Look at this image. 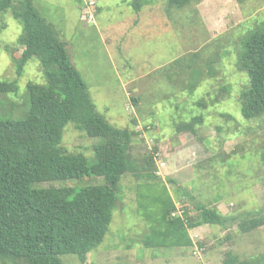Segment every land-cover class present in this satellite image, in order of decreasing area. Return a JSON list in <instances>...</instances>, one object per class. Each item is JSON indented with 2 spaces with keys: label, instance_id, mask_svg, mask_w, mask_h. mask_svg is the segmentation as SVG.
Listing matches in <instances>:
<instances>
[{
  "label": "rangeland",
  "instance_id": "374dc122",
  "mask_svg": "<svg viewBox=\"0 0 264 264\" xmlns=\"http://www.w3.org/2000/svg\"><path fill=\"white\" fill-rule=\"evenodd\" d=\"M133 1L34 0L67 43L99 111L117 127H135L136 117L141 133L133 138L131 151L141 160L154 154L160 176L150 188L144 177H123L127 207L114 211L103 242L84 264H227L230 255L264 261V225L241 228L243 221L264 216V114L243 115L241 94L250 76L237 66L245 36L263 29L256 25L264 20V0H188L172 8H167L168 0H144L139 11ZM21 32L12 10L0 14V78H18L20 87L9 101L0 102V118L23 117L26 83L45 82L36 57L23 75L17 74L15 61L24 47L18 42ZM195 51L203 84L191 92L193 69L187 64ZM134 87L138 105L132 102ZM204 96L208 101L218 96L219 101L200 106ZM200 114L205 118L194 131L177 126ZM65 130L69 148H81L92 162L94 145L104 138L88 136L72 123ZM101 182V176L85 175L34 186L80 188ZM166 188L184 217L187 210L198 218L196 205L204 203L217 206L225 223L191 228L194 243L189 249L144 246L140 237L148 221L141 204L143 199L151 206L159 196L168 198ZM63 262L82 264L74 254L63 255Z\"/></svg>",
  "mask_w": 264,
  "mask_h": 264
},
{
  "label": "trees",
  "instance_id": "16d2710c",
  "mask_svg": "<svg viewBox=\"0 0 264 264\" xmlns=\"http://www.w3.org/2000/svg\"><path fill=\"white\" fill-rule=\"evenodd\" d=\"M187 2L168 0L167 8L182 7ZM133 4L139 11L144 0H134ZM8 10L22 23L18 42L24 47L15 61L18 76L36 57L44 70L45 82L30 79L26 83L28 99L23 105L28 104V110L23 117L0 118V264H64L65 254L76 255L84 264L89 252L103 242L114 211L124 212L127 207L123 177L127 173L144 177L149 188L160 177L154 154L141 160L131 151L133 138L141 133L136 117L135 127H117L99 111L67 43L34 0H0V14ZM256 27L263 29L248 32L238 52L237 66L250 76V85L241 94L242 112L247 118L264 114V20L257 22ZM196 52L191 53L187 64L193 69L188 82L191 92L203 84V68L196 66L200 54ZM135 88L132 102L138 105L140 97ZM19 89L18 78H0V102L9 101V94ZM210 101L214 104L219 97L208 101L204 96L198 104L207 107ZM204 118L203 114L195 115L177 126L185 124L194 131L196 122H203ZM68 123L88 136L104 138V142L94 145L92 162L81 148L67 145L64 134ZM85 175L101 176L103 182L80 188L34 186L37 182ZM168 193V198L159 196L151 206L143 199L141 206L148 229L140 241L146 247L189 249L194 243L191 228L223 224L227 219L217 206L204 203H197L200 216L196 219L187 210L185 217L173 215L178 205ZM262 215L243 221L242 230L264 225ZM225 261L264 264L237 255H230Z\"/></svg>",
  "mask_w": 264,
  "mask_h": 264
},
{
  "label": "clouds",
  "instance_id": "9594fccd",
  "mask_svg": "<svg viewBox=\"0 0 264 264\" xmlns=\"http://www.w3.org/2000/svg\"><path fill=\"white\" fill-rule=\"evenodd\" d=\"M179 208H180V207H178L177 210L174 211V212H176V214H173V215H183V214H182V211H181V213H178V210H180ZM174 212H173V213H174Z\"/></svg>",
  "mask_w": 264,
  "mask_h": 264
},
{
  "label": "built area",
  "instance_id": "2783aa9c",
  "mask_svg": "<svg viewBox=\"0 0 264 264\" xmlns=\"http://www.w3.org/2000/svg\"><path fill=\"white\" fill-rule=\"evenodd\" d=\"M178 213H181V210H178ZM173 214H176V212H174Z\"/></svg>",
  "mask_w": 264,
  "mask_h": 264
}]
</instances>
